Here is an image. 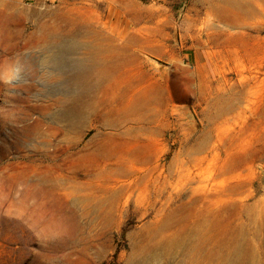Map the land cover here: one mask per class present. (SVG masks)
I'll return each instance as SVG.
<instances>
[{
    "label": "rangeland",
    "instance_id": "1",
    "mask_svg": "<svg viewBox=\"0 0 264 264\" xmlns=\"http://www.w3.org/2000/svg\"><path fill=\"white\" fill-rule=\"evenodd\" d=\"M88 29L116 61L70 126L42 39ZM232 242L264 264V0H0V264H223Z\"/></svg>",
    "mask_w": 264,
    "mask_h": 264
},
{
    "label": "bare ground",
    "instance_id": "2",
    "mask_svg": "<svg viewBox=\"0 0 264 264\" xmlns=\"http://www.w3.org/2000/svg\"><path fill=\"white\" fill-rule=\"evenodd\" d=\"M83 32H87L89 40L80 42L76 38L78 36L77 31H70L63 35L55 33L42 39V41H47L48 45L55 44L57 46V51L49 55L44 63L51 65L54 70L59 72L57 76H62L67 84L61 104L63 114L69 120L70 126L71 122H80L91 115L101 114V109L96 104L105 99L106 91L103 84L108 76L107 71L112 69L116 61L115 37L109 36L105 43V40L102 41L100 38V31H95L96 35L91 34V29ZM82 49H84V56H75ZM46 76L47 78H54L53 71H49ZM195 242L196 240L193 241V243ZM181 243H191V241L188 238L185 240L183 238ZM191 246L193 248V245ZM241 251L238 242L229 243L226 249L222 250L223 264H248L243 260ZM216 253L218 254V251ZM188 261L192 262L193 257ZM192 264L198 263L193 262Z\"/></svg>",
    "mask_w": 264,
    "mask_h": 264
}]
</instances>
